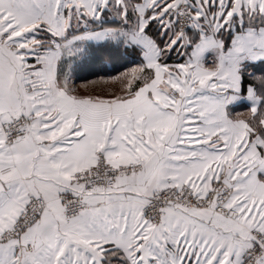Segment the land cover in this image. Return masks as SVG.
Instances as JSON below:
<instances>
[{
    "label": "snow or ice",
    "instance_id": "6c2138e0",
    "mask_svg": "<svg viewBox=\"0 0 264 264\" xmlns=\"http://www.w3.org/2000/svg\"><path fill=\"white\" fill-rule=\"evenodd\" d=\"M260 65L264 0H0V264H264Z\"/></svg>",
    "mask_w": 264,
    "mask_h": 264
},
{
    "label": "trees",
    "instance_id": "16d2710c",
    "mask_svg": "<svg viewBox=\"0 0 264 264\" xmlns=\"http://www.w3.org/2000/svg\"><path fill=\"white\" fill-rule=\"evenodd\" d=\"M137 63H139V58L135 53H129L123 57H119L114 62L108 63L107 65H101L97 60H94L79 73V78L77 80L86 83L90 82L92 79H108L127 71L131 67L136 66ZM260 67H264V65H260ZM99 86L100 85H90L89 89L99 88ZM241 109L242 108L239 107L236 110L241 111Z\"/></svg>",
    "mask_w": 264,
    "mask_h": 264
},
{
    "label": "rangeland",
    "instance_id": "374dc122",
    "mask_svg": "<svg viewBox=\"0 0 264 264\" xmlns=\"http://www.w3.org/2000/svg\"><path fill=\"white\" fill-rule=\"evenodd\" d=\"M94 80H100V79H92V80H90V81H94ZM86 83H88V82H86ZM83 84H85V82H81V81H79V80H75V85H76V87L77 88H80L81 89V91H83V89L81 88V85H83ZM91 84H89V86H90ZM97 85H100L99 86V88L98 87H96L95 88V91L96 92H101L102 90H104V89H106V88H108V89H114L116 86H114V85H104V84H97ZM90 91H91V89H89Z\"/></svg>",
    "mask_w": 264,
    "mask_h": 264
},
{
    "label": "crops",
    "instance_id": "0c3cea01",
    "mask_svg": "<svg viewBox=\"0 0 264 264\" xmlns=\"http://www.w3.org/2000/svg\"><path fill=\"white\" fill-rule=\"evenodd\" d=\"M241 108H242L241 111H247V108L246 107H241Z\"/></svg>",
    "mask_w": 264,
    "mask_h": 264
}]
</instances>
